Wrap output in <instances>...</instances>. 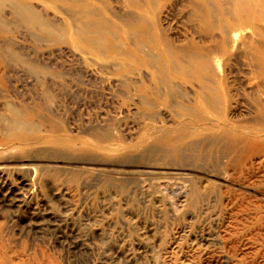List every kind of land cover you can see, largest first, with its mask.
Returning <instances> with one entry per match:
<instances>
[{
	"label": "rangeland",
	"instance_id": "obj_1",
	"mask_svg": "<svg viewBox=\"0 0 264 264\" xmlns=\"http://www.w3.org/2000/svg\"><path fill=\"white\" fill-rule=\"evenodd\" d=\"M178 4L167 7L160 27H165L166 31L169 28L167 33L171 36L182 37L193 25L186 20L191 9ZM150 17L156 21L154 14ZM154 31L158 33L159 27ZM31 33L28 36L29 33L21 28L12 36L23 46L29 62L39 58L50 68V73L41 72L42 85L39 86L35 78L32 79L34 75L27 64L26 68H29H24V72L7 73V85H0V264H153L159 253L162 260L165 258V264H261V261L264 264L255 243L247 246L252 255L245 251L244 263L231 259L218 244L231 220L227 200L234 197L238 204L245 202L243 205L252 214L254 210H260L264 215V196L262 200L257 197L264 193V152L248 159L246 171L241 172L238 179L235 176L237 180L256 185V188L251 187L252 190L220 189L191 176L188 177L187 192L181 177L167 178L162 169L145 174L143 167L162 155L161 145L152 138L148 140L149 135L145 134L150 124L157 127L164 124L163 129L174 130L175 137L179 135L177 142L181 143L176 145L179 154L174 150L163 157L164 163L178 166L183 165L182 157L191 161L200 156L204 160L215 156L214 147L205 149L202 145L211 140L215 145L217 140L214 138L221 133L207 121L200 125L211 128L196 132L198 125L190 123L188 111L176 106V102L170 109L156 107L153 114L157 120H146L147 108L132 102L130 86L116 81L109 85L106 76L103 79L89 77L92 55H84L69 43H51L47 34L36 33L42 37L39 39ZM246 49L237 52V55L243 53L241 58L235 54L225 69L226 85L222 90L228 93L233 112L225 110L224 113L220 111L223 114H217L208 108L204 114L217 124L229 122L237 133L238 129L243 132L256 129L252 118L261 109L257 98L247 88L251 74L249 63L246 64L249 60L244 58ZM46 83H51L53 89H47ZM158 87L165 89L157 85L153 92H163ZM8 101L20 110L14 107L22 115L21 120L31 123L29 139L21 137L20 130L16 131L17 128L8 122L15 119L2 105ZM107 131L112 132L111 135ZM101 134L104 142L99 141ZM39 137L41 139L37 141ZM150 153L155 155L150 156ZM183 154L188 156L184 158ZM250 165L252 170L248 171ZM128 170L137 171L136 174L133 172V177L118 175ZM260 180L263 182H257ZM169 248H175L180 256L175 263L168 261ZM183 254L190 256L191 263H184L187 257L181 258Z\"/></svg>",
	"mask_w": 264,
	"mask_h": 264
},
{
	"label": "bare ground",
	"instance_id": "obj_2",
	"mask_svg": "<svg viewBox=\"0 0 264 264\" xmlns=\"http://www.w3.org/2000/svg\"><path fill=\"white\" fill-rule=\"evenodd\" d=\"M173 4L175 6L181 4L182 7L191 9V12L187 13L189 19L183 18L189 20L193 26H189L182 37L171 36L167 33L169 28L166 31L165 27H160L166 17L167 7ZM175 6L173 5V7ZM175 13L178 15L177 12ZM152 14L156 16L155 22L150 17ZM156 27H159L158 33L154 31ZM21 28L29 33L28 36L32 32L41 39L42 37L39 35L47 34L46 36H49L51 43L57 44L60 41L69 43L84 55H92L89 58V77L103 79L106 76L109 85H113L116 81L125 87L130 86L133 96L131 98L130 94L129 97L132 102L147 108L148 116L147 119L145 118L146 120L156 119L153 114V109L156 107L169 108L172 107V103L176 102V106L188 111L187 115L191 118L190 123L198 125V129L193 127L197 129L196 132L209 130L211 127L200 125V122L207 121L208 125L217 128L221 133V135H216L214 138V140H217L215 145L212 143L213 140L209 143L205 141L207 145H202L205 149L214 147L213 149L216 150L215 156L206 160L200 156L198 160L185 161L186 159H183L180 152L183 165L178 166V164L164 163L165 159L163 157L174 150L179 154V149L176 148V145L181 143L177 142L180 139L179 135L175 137L174 130L163 129L164 124L157 127L156 124L151 125L149 123L150 126L148 125L149 128L146 127L147 133L145 134L149 135L148 140L152 138L161 145L160 153L162 155L159 154L156 161L149 160L151 163L143 167L145 174L152 172L154 169H162L165 171V175L168 176L167 178L171 176L181 177L184 180L183 186L185 189H189L187 182L188 177L191 176L199 180L200 178L204 179L208 184H215L220 189H232L236 192L241 191V189L252 190L251 187L256 188V185H250L248 181L243 182L237 179L241 176V172L246 171L248 159L264 152V0H0V85H7L8 81H5L7 73L13 70L24 72L27 64L31 66L34 75H32V79L35 78L39 86L42 85L41 72L45 70L46 73H50V68L45 67L43 62L39 61V58H32V62L28 61V54L24 51L23 46L12 36L15 30ZM33 38L35 39V37ZM43 41L45 42L44 38ZM46 41L48 42V40ZM244 49H246L244 58L249 60L246 61V64L249 63L247 66L250 68L251 74V78L247 82V88L257 98V105L261 109L252 118L256 129L243 132L237 128V133L236 128L231 126L229 122L223 121L217 124L214 119L208 120L204 114L208 108H211L217 114H223L225 110L228 113L233 112L232 102L228 99L229 95L222 90L226 85L225 69L232 57ZM33 52L35 53V51ZM239 55L241 58L243 53L241 52ZM84 61L87 63V59H84ZM80 76H82V73ZM51 83H54V80ZM51 83H46L49 90L53 89ZM157 85L165 87V89L158 87V89L162 88L163 92H157L158 90L153 92V88ZM107 86L108 84L105 87ZM162 89L160 90L162 91ZM179 99L187 104H183ZM12 104L11 101L2 104L15 118L11 121L8 120V122H11L17 128L16 131L20 130L21 137L29 139L31 133L28 132V127L31 123L21 120L20 110ZM220 111H223V113ZM176 115L178 117L179 114L176 113ZM37 126L35 127L39 131V126ZM108 132L109 134L112 133ZM119 133L121 134V132ZM102 135H99L101 136L99 141L102 139L104 142L105 138H102ZM112 137L114 138V136ZM39 139L41 137L37 138V141ZM196 141L192 142L196 144ZM147 150L149 151V149ZM156 152L157 149L153 153L156 154ZM184 154V158L188 156ZM154 155L151 154L150 156ZM145 158L147 157L145 156ZM250 170H252V165L248 168V171ZM133 172L128 170V172L118 175L128 178L136 174ZM113 173L115 174V172ZM262 178L264 180V176ZM263 180L257 182L261 183ZM147 184L149 186L150 182ZM201 193L203 192L201 191ZM259 195L257 197L262 200L261 197L264 196V193L262 192ZM253 198L255 197L253 196ZM227 202L226 206L231 208L229 209L231 220L230 224L228 223L225 226L218 244L220 243L223 251L231 259L244 263L246 259L244 252L250 249L247 246L255 243L257 254L261 255L264 260V215L260 210H254L252 214L249 208L243 205L245 202L238 204L234 197L227 200ZM255 204H258V202ZM166 255L168 261L174 263L180 257L176 254L175 248H169ZM181 258H186L184 263L191 260L190 256L186 254H183ZM153 262V264H165L166 260L165 258L162 260V254L159 253Z\"/></svg>",
	"mask_w": 264,
	"mask_h": 264
}]
</instances>
